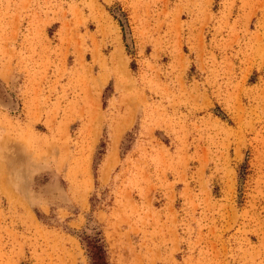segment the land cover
Masks as SVG:
<instances>
[{"label":"rangeland","instance_id":"1","mask_svg":"<svg viewBox=\"0 0 264 264\" xmlns=\"http://www.w3.org/2000/svg\"><path fill=\"white\" fill-rule=\"evenodd\" d=\"M0 264H264V0H0Z\"/></svg>","mask_w":264,"mask_h":264}]
</instances>
